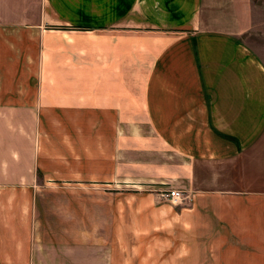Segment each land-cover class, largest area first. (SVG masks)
<instances>
[{
	"label": "crops",
	"instance_id": "0c3cea01",
	"mask_svg": "<svg viewBox=\"0 0 264 264\" xmlns=\"http://www.w3.org/2000/svg\"><path fill=\"white\" fill-rule=\"evenodd\" d=\"M238 21L0 0V264H264V64Z\"/></svg>",
	"mask_w": 264,
	"mask_h": 264
},
{
	"label": "rangeland",
	"instance_id": "374dc122",
	"mask_svg": "<svg viewBox=\"0 0 264 264\" xmlns=\"http://www.w3.org/2000/svg\"><path fill=\"white\" fill-rule=\"evenodd\" d=\"M236 4L240 21L237 22L236 26H229L227 28H233L235 34L239 37V39L244 42L264 64V0H236ZM245 13H247V16L245 15ZM249 19H251V21ZM211 24L206 27L226 28V25H223V27H213L215 25L211 26ZM165 203L171 204L176 207H184L188 205L185 200H182L177 204H172L167 201H165ZM152 238L149 239L151 242H153L152 240L155 239ZM142 242V248L136 252H139V257L143 262L147 257H153L155 256V254L153 250H149L146 247V236L143 238ZM175 252L176 251H173V256L175 255ZM162 256L163 250H156V257Z\"/></svg>",
	"mask_w": 264,
	"mask_h": 264
},
{
	"label": "built area",
	"instance_id": "2783aa9c",
	"mask_svg": "<svg viewBox=\"0 0 264 264\" xmlns=\"http://www.w3.org/2000/svg\"><path fill=\"white\" fill-rule=\"evenodd\" d=\"M162 197L172 203V204H177L184 200L185 196L182 191L179 190H174V189H168L165 191L161 192Z\"/></svg>",
	"mask_w": 264,
	"mask_h": 264
}]
</instances>
